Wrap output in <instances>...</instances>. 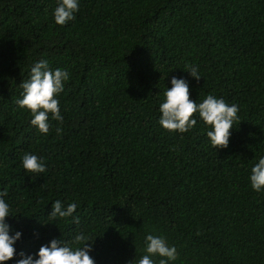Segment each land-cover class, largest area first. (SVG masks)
<instances>
[{
    "label": "trees",
    "instance_id": "trees-1",
    "mask_svg": "<svg viewBox=\"0 0 264 264\" xmlns=\"http://www.w3.org/2000/svg\"><path fill=\"white\" fill-rule=\"evenodd\" d=\"M57 2L0 0V193L16 250L82 246L80 233L95 264H136L151 232L175 245L170 264H264V191L248 179L264 155V0H80L64 25ZM41 58L70 74L47 133L16 104ZM172 76L192 100L238 106L226 147L198 116L184 133L159 125ZM25 152L46 170L26 172ZM56 199L76 202L78 219L52 220Z\"/></svg>",
    "mask_w": 264,
    "mask_h": 264
},
{
    "label": "clouds",
    "instance_id": "clouds-1",
    "mask_svg": "<svg viewBox=\"0 0 264 264\" xmlns=\"http://www.w3.org/2000/svg\"><path fill=\"white\" fill-rule=\"evenodd\" d=\"M79 5L80 0H58L52 14L54 22L64 25L73 20ZM185 67L191 77L196 80L201 78L198 66ZM69 79L70 74L66 69L50 68L49 61L41 58L33 62L29 78L21 82L22 92L16 104L30 110L29 122L41 133H47L49 130V114L56 121L63 120L57 96L63 91L64 84ZM170 84L171 87L164 90V99L158 106L159 125L168 131L184 133L196 125L198 116L205 125L209 126L206 136L210 144L214 147H226L231 135L230 129L238 119V106L235 103H226L223 97L212 94L206 95L199 102L190 99L188 82L182 76H172ZM21 165L28 173H43L46 170L43 158L31 152L23 154ZM248 179L254 191H264V155L252 164ZM76 208V202L64 204L60 199H56L51 201L48 216L52 220L65 217L76 220L78 218L73 215ZM11 215L9 203L4 199V193H0V264L13 258L14 253L19 257L15 260V264H95L89 255L92 245L86 243L90 240L80 233L73 239L82 246L52 238L46 244H41L34 254H25L23 250L17 251L14 245L21 238L22 232L15 230L10 234V225L5 217ZM144 241V254L139 257L136 264H170L176 259L175 245H169L164 236L149 232L144 236ZM155 257H159V260L157 261Z\"/></svg>",
    "mask_w": 264,
    "mask_h": 264
}]
</instances>
